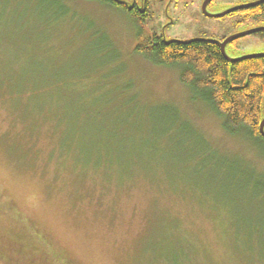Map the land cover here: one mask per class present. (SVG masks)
<instances>
[{"label": "rangeland", "instance_id": "374dc122", "mask_svg": "<svg viewBox=\"0 0 264 264\" xmlns=\"http://www.w3.org/2000/svg\"><path fill=\"white\" fill-rule=\"evenodd\" d=\"M61 1L70 26L53 24L50 0H0L1 202L65 264H264V142L225 133L178 67L135 53L139 34L222 42L264 23L207 17L204 0H116L145 10L140 22L113 5ZM52 31L43 51L33 47ZM237 46L229 58L264 52L255 35ZM127 82L137 112L117 93Z\"/></svg>", "mask_w": 264, "mask_h": 264}, {"label": "trees", "instance_id": "16d2710c", "mask_svg": "<svg viewBox=\"0 0 264 264\" xmlns=\"http://www.w3.org/2000/svg\"><path fill=\"white\" fill-rule=\"evenodd\" d=\"M50 1L53 4L54 11H52L55 12L51 14L53 24L70 26V22L65 19L71 18L70 16L73 15L70 7L61 0ZM86 1H96L100 4L116 6L125 15L137 22L141 21V17L138 15L147 16L146 11H141L135 4L128 6L116 0ZM254 1L259 0L244 1L242 3L247 4ZM242 3L239 5H242ZM238 12L243 17L237 22L236 26H240L245 22L264 23V3ZM44 26L41 25V27ZM74 31L76 32L75 28ZM93 32L95 33L91 37L94 38L95 36L97 38L96 42H104L107 47V54L113 58L117 52L109 50L111 44L107 37L102 35L99 30L93 29ZM43 35L32 42L33 47L40 49V51L44 50L48 42L51 43L53 31L50 38H47L46 34ZM254 35L264 46V31ZM46 38L47 40H45ZM70 42L73 45L71 39ZM237 44L236 40L229 45L237 51ZM102 48H93L90 54L95 53L96 56H103L105 55V49ZM135 53L154 65L178 67L181 70L180 83L210 106L215 116L222 120L221 127L225 133L234 136L246 132L250 138L264 142V138L259 133V125L264 118V57L231 63L222 55L220 46L215 41L165 42L155 35L142 38L141 34L138 35ZM84 54L88 55V53ZM242 56L244 55L242 54ZM126 84L117 91L120 94V101L122 99L124 103L122 106L128 108L129 111L133 108L137 112L141 109V106L139 102L133 104L136 102V95L129 98L126 96L133 88V84L130 82ZM55 85H57V82L51 81L49 88L55 87ZM36 92L38 91L33 93ZM90 114L94 115L92 112L85 113L86 116ZM174 116V123L179 124L180 127L181 125L184 126L183 122L185 121L180 118L178 111L174 112ZM205 149L208 148H203L202 151L195 153L199 168L202 167L201 161L211 152L206 153ZM208 166L207 164L206 167ZM0 264H65V262L52 249L45 237L28 227L27 223L13 209L0 200Z\"/></svg>", "mask_w": 264, "mask_h": 264}, {"label": "water", "instance_id": "95a60500", "mask_svg": "<svg viewBox=\"0 0 264 264\" xmlns=\"http://www.w3.org/2000/svg\"><path fill=\"white\" fill-rule=\"evenodd\" d=\"M213 1L214 0H204L203 3H202V6H201V10L205 14V16L211 17V18H221V17H224L226 15H229V14H232V13H235V12H238V11L247 10L249 8H254V7L264 3V0L249 2L247 4H242V5L231 7L229 9H227V10H224L221 13L211 15V14L207 13L206 8ZM260 31H264V27L256 28V29L246 31V32L241 33V34H237V35L231 36L229 38L224 39L222 42H220V41H215V42L218 43V45L220 46V50H221L222 55L231 63L232 62H238V61H241V60H244V59H250V58H256V57H264V52H260V53H254V54H245L244 56L232 59V58H229L227 56L226 52H225V48L230 43H232L233 41H236V40H238L240 38H243L245 36H248V35H251V34H254V33H258ZM206 41H211V40H206ZM259 133L264 138V118L262 119V121H261V123L259 125Z\"/></svg>", "mask_w": 264, "mask_h": 264}, {"label": "flooded vegetation", "instance_id": "af4514ba", "mask_svg": "<svg viewBox=\"0 0 264 264\" xmlns=\"http://www.w3.org/2000/svg\"><path fill=\"white\" fill-rule=\"evenodd\" d=\"M255 34V33H254ZM254 34H251V35H254ZM249 36V35H248ZM246 37V36H245ZM239 40V39H238ZM238 40H237V43H238Z\"/></svg>", "mask_w": 264, "mask_h": 264}]
</instances>
